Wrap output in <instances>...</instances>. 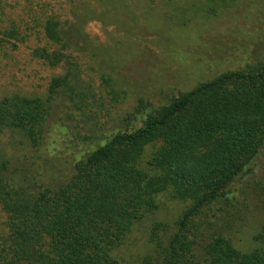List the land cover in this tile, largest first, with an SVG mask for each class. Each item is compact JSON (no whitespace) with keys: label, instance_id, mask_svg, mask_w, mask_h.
Wrapping results in <instances>:
<instances>
[{"label":"trees","instance_id":"16d2710c","mask_svg":"<svg viewBox=\"0 0 264 264\" xmlns=\"http://www.w3.org/2000/svg\"><path fill=\"white\" fill-rule=\"evenodd\" d=\"M46 35L54 48L32 52L60 69L46 95L0 100V136L16 129L30 145L15 171L0 146V264H123L114 253L165 193L186 205L151 227L143 264H264V61L115 120L58 24ZM257 218L255 247L237 249Z\"/></svg>","mask_w":264,"mask_h":264},{"label":"rangeland","instance_id":"374dc122","mask_svg":"<svg viewBox=\"0 0 264 264\" xmlns=\"http://www.w3.org/2000/svg\"><path fill=\"white\" fill-rule=\"evenodd\" d=\"M49 22L58 24L69 45L65 52L115 120L140 101L165 104L225 72L264 61V0H0V100L45 96L60 74L32 55L38 47L54 48L46 35ZM108 80L117 97L108 94ZM0 146L2 159L14 171L21 168L30 150L23 134L4 130ZM154 151L146 149L141 169L149 168ZM159 202L114 253L123 264H143L152 250L151 227L171 224L186 205L168 193ZM5 220L0 209V236ZM260 226L257 218L244 227L237 249L254 248Z\"/></svg>","mask_w":264,"mask_h":264}]
</instances>
